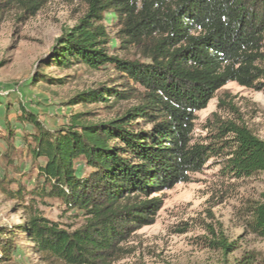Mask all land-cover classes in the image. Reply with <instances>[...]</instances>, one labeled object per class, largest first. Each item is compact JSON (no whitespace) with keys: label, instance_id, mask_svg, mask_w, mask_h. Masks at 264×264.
<instances>
[{"label":"trees","instance_id":"obj_1","mask_svg":"<svg viewBox=\"0 0 264 264\" xmlns=\"http://www.w3.org/2000/svg\"><path fill=\"white\" fill-rule=\"evenodd\" d=\"M47 1L0 0V17L15 9L24 20ZM81 1L85 14L62 30L39 63L61 69L82 64L92 70L110 65L138 87L118 91L101 84L75 92L71 105L107 102L108 97L137 102L108 121L92 122L90 112L72 115L56 132L21 107L20 118L34 130L31 154L45 160L38 168L40 196L82 211L85 222L69 231L29 205L19 225L0 226L1 263L10 260L16 238L25 237L31 250L50 263L113 264L129 252L124 243L132 232L154 223L163 191L188 182L212 157L223 156L222 168L234 177L264 172V140L243 125L216 120L209 142L193 138L196 112L225 84L264 90V0ZM106 13L115 15L121 42L137 47L143 61L109 55ZM40 76L33 83L54 82ZM78 158L90 169L85 176L77 173ZM9 194L23 200L25 194L39 196L20 182ZM245 226L264 238V197L249 209ZM205 241L223 254L235 248L222 235ZM254 260L242 257L225 264Z\"/></svg>","mask_w":264,"mask_h":264},{"label":"rangeland","instance_id":"obj_2","mask_svg":"<svg viewBox=\"0 0 264 264\" xmlns=\"http://www.w3.org/2000/svg\"><path fill=\"white\" fill-rule=\"evenodd\" d=\"M85 12L81 0H48L35 15L24 20L15 9L0 17V226L19 225L29 205L69 231L85 222L82 211L68 208L58 198L40 196L43 178L38 168L45 160L31 154L34 130L31 123L20 118L21 107L35 114L46 129L56 132L70 123L72 115L90 112V121H108L137 102H115L108 97L107 102L71 105L68 100L75 92L101 84L118 91L138 87L110 65L92 70L82 64L61 69L39 63L62 30L72 27ZM104 25L109 55L120 60H144L137 47L121 42L113 13L105 14ZM40 74L54 82L33 83V78L41 79ZM64 78L61 83L55 82ZM220 101L226 105L219 108ZM216 120L234 121L264 140V90L235 82L225 84L204 109L196 112L193 138L209 142ZM223 158L212 157L199 172L190 175L188 182L163 191L162 206L154 223L132 232L124 243L129 252L113 264H225L250 256L255 259L253 264H264V238L251 234L245 226L249 209L264 197V172L234 177L222 168ZM74 165L80 176L90 171L82 158L75 160ZM18 182L39 196L12 198L9 191H16ZM220 235L233 243L231 252L223 254L206 246L205 239ZM16 243L10 260L0 264H60L44 261L31 250L32 244L25 237L16 238Z\"/></svg>","mask_w":264,"mask_h":264}]
</instances>
